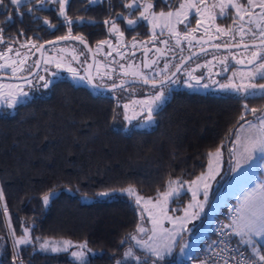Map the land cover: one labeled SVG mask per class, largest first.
Here are the masks:
<instances>
[{"label":"trees","instance_id":"trees-1","mask_svg":"<svg viewBox=\"0 0 264 264\" xmlns=\"http://www.w3.org/2000/svg\"><path fill=\"white\" fill-rule=\"evenodd\" d=\"M127 2L70 0L67 16L82 18L80 25L69 26L53 7L36 12L34 21L47 18L55 25L51 38L74 34L93 47L107 38L105 19L120 12L130 19L138 17L139 9L123 8ZM155 2L156 10L169 8ZM90 20L95 21L93 26L87 23ZM116 22L123 31L147 33L143 23L126 30L122 19ZM127 99L116 92H96L88 85L57 80L48 88H36L12 111L0 107V264H13L11 234H22V222L31 225L30 235L40 237V242L70 240L75 246L87 241L92 251L86 249V264H116L132 245L128 234L147 220L128 195L96 194L132 186L156 197L171 180L191 181L205 169L209 152L217 147L228 150L234 136L230 129L238 127L243 104L257 109V114L264 110V97L245 101L177 88L146 129L132 124L136 118H124L122 102ZM252 117L248 112L245 119ZM49 189L55 194L45 206L42 196ZM72 247L68 252L45 253L38 250L39 244H29L17 251L23 264H77L70 255ZM261 249L264 252V244ZM175 256L176 251L162 262Z\"/></svg>","mask_w":264,"mask_h":264},{"label":"snow or ice","instance_id":"snow-or-ice-1","mask_svg":"<svg viewBox=\"0 0 264 264\" xmlns=\"http://www.w3.org/2000/svg\"><path fill=\"white\" fill-rule=\"evenodd\" d=\"M98 0H88L89 4H96ZM163 3L169 7V11H160L156 13L154 9L155 0H132V3L123 4V8L135 11L137 9H142L139 11L138 17L135 19H130L124 15V13H116L115 16H110L108 19H105L103 23L107 25H111L108 28L110 33H116L118 42L120 38L124 36V31L120 29V26L116 22L118 18L122 19L129 30L133 29L134 26H137L140 23L146 22L147 24L152 26V29L160 28L161 34H163L166 29L171 38L176 40V44L179 45L181 39L186 41H193L196 37L193 35L201 25L205 23V21H215L218 17L212 11V9L218 8L219 18H225L228 16L229 9H234L236 16L233 19V25L229 26L227 29L221 28L219 26L216 27V32L223 36H228L235 31L236 35H239L241 38L240 43H225L224 45L213 44V48H230V47H243L244 49H258L251 51V58L247 60V64L251 65L247 72H241V79H246L247 83H234L233 79L235 77H230L229 82L226 84H218V89L220 91L226 92L237 99L248 100L251 98L264 97V84L257 85L254 81L257 78L264 79V62L257 63V58L259 57L262 61H264V0H260L258 8L259 13H257L251 6L253 5V0H247V6L243 3L238 2V0H219V3L213 4L211 8L207 5L206 0H180L178 7H175L172 10V0H163ZM10 4L13 6V10L16 14L22 17L25 13L20 11V7L27 4L29 7L27 8V14H29L33 20L38 19L35 16V12L37 8H44L47 5H59V10L57 15L59 17H63L66 24L69 26L76 24L80 25L83 23L82 18L77 20H72L67 16L66 9L70 4V0H10ZM4 5V0H0V6ZM193 11L196 13V25L197 28H192L187 31L181 32L178 29V25H183L187 28L190 23V19L192 17ZM11 20L12 17L9 16L7 18ZM43 25L54 28L55 25L51 24L47 18L42 21ZM90 26L95 24V21H87ZM247 25V27H246ZM255 25V28L252 27ZM4 29L0 27V43L4 42L3 33ZM205 33L209 32V28L206 27L204 29ZM258 33V44H247L243 43L244 37L249 36L252 39L257 38ZM19 35H24V30L21 29ZM73 39L79 40L81 43L86 45V41L83 36L72 37ZM210 39L212 37H209ZM31 39V38H29ZM68 36H58L55 41H45L46 44H52L60 40H67ZM153 39H155V32L153 31ZM235 36H233V40ZM199 42V41H197ZM108 43L110 46V41L101 40L98 41V44L103 45ZM160 43L167 45L169 43L168 40H161ZM35 46V45H33ZM136 46V38L133 37V47ZM44 47L43 44L39 45L37 51ZM205 49H201L204 51ZM8 51H12L11 46ZM160 52V49H157ZM110 54V53H109ZM119 54V52H118ZM163 54V53H162ZM0 56H3L0 53ZM75 59V57H73ZM189 59L188 57H183L179 64L175 65V72H172L171 75H165L163 70L157 71L156 76L164 75L163 80H158L155 78L150 79L146 73L141 71H132L131 75L135 78L142 79L144 84H151L153 88L156 87L157 84H160L161 90L156 91L153 95L148 98L140 101H136L135 103L141 106V111H146V115L143 116L140 121L141 124H151L154 120V113H156L157 109L164 103V99L166 97L167 89L165 87V82L168 83H177L178 79H176L177 73L181 70V65L184 63V60ZM232 59L236 61L237 64H244L245 61L242 59H236V56L233 55ZM54 61L51 59H45L44 63L49 64ZM227 57H225L220 63L226 64ZM39 65V61L36 62ZM56 69H60L64 67L61 62H54ZM157 61H152L154 65ZM208 63H211L209 61ZM19 65L21 67H17V61L12 60L11 63L5 62L0 64V70L4 68H10L13 78L23 80V84H10L6 87L9 89L6 93L0 91V100H2L5 105L9 108L14 107L18 104L24 103L25 99L29 96V92L24 90V84L31 85L33 81L28 79L27 77L17 76V73L24 70L23 66L25 65V60H20ZM121 69L125 68V65H120ZM128 67H132L129 65ZM151 65L145 61L143 63L144 69H149ZM197 67H201V65H197ZM164 69H168V64L165 63ZM70 73L73 74V77H78L79 73L76 69L72 67H68L67 69ZM45 72L48 71L47 68L44 69ZM227 71V68H225ZM195 69L187 70V76L189 80L195 81V85H200L203 79L202 76L193 75ZM32 70H28V75L31 76ZM124 75H129L127 71L123 73ZM57 75L56 72L52 73V77L54 78ZM105 75H111L110 72H106ZM81 80H87L89 84H92V77H79ZM39 80L43 81V87L48 88L52 83V78L46 79L45 76H39ZM185 83L189 87H194L195 85L185 81ZM213 83H217L213 80ZM205 88L208 87L207 84L203 85ZM5 85H0V89L4 88ZM99 87V85H96ZM112 88L123 87V83L117 85L113 83L111 85ZM129 107L128 104L124 105V108L127 110ZM251 112L254 120L245 119V116ZM139 113H135L134 116L129 117L125 114L126 120L134 119L135 116H138ZM115 119V116L113 117ZM238 127L230 129V134H235V139L232 140L233 148L230 149V153L232 155V159L235 161L234 165L231 166V171L235 172L240 179L241 183L247 181L249 179L245 178L248 169L251 168L249 161H252L256 154H259V159L264 160V114L257 115V109L251 108L249 109L247 103L242 105V111L240 117H238L237 122ZM223 144V141H221ZM210 157L213 156L212 152L208 154ZM215 158L220 157L221 151L220 148L217 147L215 150ZM213 160L209 161L210 165H213ZM241 165H247L248 169L241 167ZM264 166V165H262ZM219 174V166L218 163L215 164L214 167H210V170L206 174H201L200 177H197L195 180L190 182L191 185L195 186L196 190H193L191 187L189 191H192V202L189 203L188 207L184 210L183 216H168L167 212L164 208L167 205V202L172 200H177L183 195L182 192L183 184L179 183L178 180H171L168 182V190L164 192H158V196L160 199H157L155 207H159L160 211L158 214H153L151 210L145 207V211L148 212L149 221L152 224L151 229H146L142 224H137L135 233L128 234V238L136 242V245L140 248L144 249L147 255L137 256L133 248L130 246L127 248L123 254L124 259L126 260L129 257L134 258L137 261V264H149V260L151 259V264H160L163 261L165 255H170L173 251V248L176 245L180 246V250L182 253L188 256L189 259H197L198 257L192 255V253L187 252L186 250L191 246L188 244L187 240L184 239L183 234L185 232H191L192 228L189 227V222L191 220H197L200 218L201 213L205 211V204L208 203V189L210 188L209 180H215L217 175ZM203 187V200H197V191ZM117 189H111L107 191H101L97 193V196L100 197H111ZM122 194L127 192L129 196H135V202L137 205L141 204L142 197L135 194L132 186H129L127 189L119 190ZM55 194L54 189H49V191L42 196V200L45 206L49 203L51 197ZM3 199V191L0 190V200ZM146 203H151V198ZM189 209H193V211H189ZM5 215H7V208H5ZM172 211H177V209H172ZM231 215H229L228 220L229 223H224L216 228V233L218 236L217 240L211 241V243L207 246L208 251L216 253L219 255L220 253L226 254L223 259V264H231V262H235V264H264V253H262L261 242H264V178H260L258 181L254 182V186L245 187L242 190L241 195L237 199V205L232 206ZM143 218V217H142ZM168 220L172 224V228L168 229L163 226V221ZM31 225L24 226L22 222V234L16 236L15 232H12V255H13V264H23V261L19 258V254L17 249L20 246H26L29 244H39V251L41 252H51V253H60V252H68L70 248L73 246L72 241L63 240L62 242L55 243L49 240L41 241L40 237H32L30 235ZM151 232V235L148 236L147 240H143L138 238V234H147ZM233 237L236 238L235 245L233 244ZM181 239H184V243L180 244ZM125 240H121V244H124ZM243 246H247L250 250L251 255H246L242 250ZM78 250L71 251V256L77 262V264H86V252H91L92 249L87 247V241L76 246ZM219 249L217 253L216 250ZM34 250L35 249L34 247ZM116 264H123V260H117ZM201 264H208V261L201 260Z\"/></svg>","mask_w":264,"mask_h":264},{"label":"flooded vegetation","instance_id":"flooded-vegetation-1","mask_svg":"<svg viewBox=\"0 0 264 264\" xmlns=\"http://www.w3.org/2000/svg\"><path fill=\"white\" fill-rule=\"evenodd\" d=\"M121 1V0H119ZM213 0H206L207 4L210 5ZM219 1V0H218ZM35 0H33V3ZM100 2H111V0H98L97 3ZM161 3H163V0H160ZM180 0H172V10L175 9V7H178ZM238 2L243 3L247 6V0H238ZM260 0H253V5L251 8H253L257 13H259V5ZM127 3H132V0H128ZM156 3V2H155ZM160 3V5H161ZM26 5V6H25ZM20 7V11L24 12L25 14L20 17L16 14V12L13 10V6L10 4V0H4V5L0 6V27L4 29L2 35L4 38V42L0 43V53L3 54V56H0V61L3 62H8L12 57L18 58L17 60V66L19 65V61L21 60L19 58L23 57L25 60V64L28 62L30 64L29 68L27 69V72L24 75H28V70H34L36 67V62L38 61L39 57V51H37V48L39 45L45 43V41H49L52 39H56V37H49L50 36V31L51 28L43 25L42 22L40 23H35V21L32 19V17L27 14V8L29 5L25 4ZM59 6V5H58ZM57 8L59 7L52 6V4L47 5V7L44 8H37L36 12L42 11V12H47L51 8ZM209 8H211L209 6ZM141 9H139L140 11ZM156 13H159L162 10H156L153 9ZM170 9L163 10L165 12L169 11ZM212 11L217 15V19L215 21L209 22L205 21L203 25L199 27V29L193 33V35L196 37L195 40L189 42L186 40L181 39L180 44H176V40L174 38H171L169 33L163 32L161 34V29L155 28L158 31L155 32V39H153V32L151 28H149V25H147L146 22H143L144 25H147V33L146 31L141 30V32L137 30H131L129 31H124V36L120 38L118 44H120V47H118L116 50L117 52H114L112 49L108 50L112 53L111 55V60L113 62H120V61H125L126 58L130 60H136L140 63L142 69L143 68V63L144 61L151 63L152 59L157 56L156 61L154 65H151L149 69H144V73H148L147 75L149 76L150 79L155 78L158 80H163L164 75L156 76L155 73L157 71H162L164 72L165 75H171L172 72H174L175 65L179 64L181 62V59L183 57H189L192 54H195L194 56L190 57L183 65H181V70L177 73L176 79H178L177 83H165V87L167 89V98L170 97V94L173 90L179 88V89H187V87L184 86L185 81H188L189 83L195 85V81L189 80V77L187 76V70L190 69H195V72L193 75L196 76H202L203 79L201 81L200 85H195L193 90H189L191 92H196V93H201V94H206L209 96H232L226 92L223 91H214V89H218V84H224L223 82L226 81L228 75L231 72H234L235 70H241V69H250L252 68L251 65H247V60L251 58V51L253 50H258V49H244V48H238V49H228L224 47L220 48H213V44H220L224 45L225 43L232 44V43H240L241 38L239 35L235 34V31L228 35V36H223L220 35L219 33L216 32V27L219 26L221 28L227 29L229 26L233 25V19L236 16L235 10L234 9H229L228 11V16L225 18H219L218 13L219 9L215 8L212 9ZM35 12V13H36ZM11 16L12 19L8 20L7 18ZM37 17V16H36ZM196 18L197 15L193 11L192 17L190 19V23L188 24L187 28H185L183 25H178V29L183 32L187 31L192 28H197L196 25ZM125 25V23H124ZM106 26V25H105ZM111 25H107V31L106 34L107 38L102 39L105 41H113L115 40V37H113L112 33L108 31V28ZM136 26H134L135 28ZM208 27L209 32L206 34L204 29ZM247 27V25H246ZM253 28H255V25H252ZM126 30H129L127 26H125ZM21 29H27L29 31H24V35L21 36L19 35V32ZM96 29V30H95ZM98 28L93 27L94 31H97ZM121 29V28H120ZM92 30V31H93ZM122 30V29H121ZM123 31V30H122ZM144 32V33H142ZM91 33V32H90ZM93 34V33H92ZM37 35V36H35ZM61 36H78L74 34H65ZM233 36H235V39L233 40ZM58 37V36H57ZM133 37L136 38V46L133 47ZM209 37H212L211 39ZM31 38V39H29ZM161 40H168L169 43L167 45L160 43ZM86 41V40H85ZM199 41V42H197ZM70 42V41H68ZM71 42H76V41H71ZM87 42V41H86ZM62 43V42H61ZM78 43L83 49L86 51V53L89 55L88 51L86 50L85 46L81 44L80 42ZM89 44V42H87ZM98 43V42H97ZM95 43L93 47L90 45L92 50L94 49V46L97 44ZM243 43H259L258 39V33H257V38L252 39L249 36H245ZM58 44V43H55ZM35 45V46H33ZM53 45V44H51ZM11 46L12 51H8L9 47ZM50 45H47L43 47L41 51V63L35 72V74L28 78V79H33L38 75L41 74V69H43V73L45 74V78L49 79L52 78V82L57 81V80H72L71 74L67 69L66 66L63 68H60L59 70L56 69L55 63H49L45 64L44 61L45 59H52L51 56V51L49 49ZM131 46L133 47L132 49ZM99 47V46H98ZM98 47L96 50H98ZM205 49L204 51H201V49ZM157 49H160V52L157 51ZM128 50V57H123V52ZM200 51L199 53L196 54V52ZM119 52V54H118ZM94 56L96 53L94 52ZM163 53V54H162ZM235 55L236 59H242L245 61L244 64H237L234 59H232V56ZM264 55V53H262ZM54 58L56 54H53ZM225 57H227V62L226 64L220 63ZM90 60V56H89ZM89 60H84L82 64L84 77H86V71H87V65L89 64ZM111 60L105 61L106 63H112ZM211 61V63H208ZM259 62H264L262 61L259 57L257 58V63ZM127 63V62H126ZM165 63L168 64V69H164ZM95 64H96V56H95ZM94 64V67H95ZM197 65H201V67H197ZM47 66V67H45ZM52 66V67H51ZM106 67V66H104ZM188 67V68H187ZM47 68L48 71L45 72L44 69ZM225 68H227V71H225ZM105 70V69H104ZM154 72L152 75H149L151 71ZM94 71V68H93ZM56 72L57 75L53 78L52 73ZM69 73V75H68ZM183 73L182 77L180 75ZM0 75H10L7 72H4L3 74ZM21 75V76H24ZM12 76V75H10ZM94 79V77H93ZM128 79V78H126ZM126 79H123L121 81L116 82L115 84H118ZM138 79V78H137ZM0 80H10L6 78H1ZM213 80L216 81L217 83H213ZM10 81H23V80H10ZM76 84H81V85H88L90 86L93 90H95L88 82L87 80L83 82H75ZM95 82V80H94ZM43 81H40L38 79L34 81L35 86H31L28 89L32 92H35V89L38 87H43ZM96 83V82H95ZM256 83L258 84H263L264 79L257 78ZM97 84V83H96ZM113 84V83H112ZM112 84L106 85V86H111ZM207 84L208 87L205 88L203 85ZM98 85V84H97ZM100 86V85H99ZM127 87H132V86H137L138 88L144 89L140 90L138 93L142 92L143 93H148V89H156L157 87H161L160 85H156L155 88L152 87V85H143V84H131V85H126ZM125 87V86H123ZM120 87V88H123ZM119 89V88H118ZM115 90L107 91V92H115ZM96 92H99L95 90ZM156 91V90H155ZM106 93V92H105ZM137 93V94H138ZM124 98H128V95L126 94H121Z\"/></svg>","mask_w":264,"mask_h":264},{"label":"rangeland","instance_id":"rangeland-1","mask_svg":"<svg viewBox=\"0 0 264 264\" xmlns=\"http://www.w3.org/2000/svg\"><path fill=\"white\" fill-rule=\"evenodd\" d=\"M217 3H219L218 0H213L210 5H208V4L207 5L211 7L213 4H217ZM147 25H149V24H147ZM149 28H151L152 32L158 31L157 29L153 30L151 25H149ZM164 32L166 34L168 33V31L166 29L164 30ZM112 35H113V37H115V40H114V42L110 41L111 46L108 43H105L103 45H100L97 43L93 49L94 52L96 53V55H95L96 56V64H95L94 71H93V77H94L95 82L100 86H106V85H109L112 83H116V82L121 81V80L126 79V78H135L131 75L132 71L138 70V71L143 72V70H144V69H142V67H141L140 63L137 61V59L136 60H130V59L126 58L125 61L127 63L124 61L113 62L111 60V55L109 53H112V52H110L108 50L112 49L114 52H117L116 49L118 47H120V44H118L117 34L112 33ZM48 47L51 51V56H52L51 60H53L54 62L58 61V62L63 63L65 68H66V66H70V67L76 69V71L79 73L78 77H73V74H71L73 81H75V82L85 81V80H81L79 78V77H84V73L81 72V71H83V68H82L83 61L89 60V55L86 53V51L83 49V47H81L78 43L71 42V41L53 44V45H50ZM97 47H98V50H96ZM132 48L133 47L131 46L130 49H132ZM54 53L56 54L55 58L53 56ZM122 56L128 57V50L123 52ZM73 57H75V59ZM19 58L21 60H24L23 57L19 56ZM12 60L17 61L18 58L12 57L8 61V63H11ZM109 60H111L112 63H106L105 62V61H109ZM3 63H5V62L0 61V64H3ZM122 64L125 65L124 69H121V67H120V65H122ZM25 65L28 68L30 66V64L28 62ZM25 65L23 66L24 70L17 73V76L24 75L27 72L28 68ZM129 65H131L132 67H128ZM104 66H106V67H104ZM17 67H21V66H17ZM45 67H47V66H45ZM57 70H59V69H57ZM248 70L249 69H241V70H235L234 72H231L228 75L226 81H224L223 83L224 84L228 83L229 78L234 77V74H235V77L233 79L234 83H237V84L242 83V82L247 83L248 81L246 79H241L240 73L241 72H247ZM125 71H127L129 73V75H124L123 73ZM4 72H7L8 74L12 75L10 68H4L3 70H0V74H3ZM106 72L111 73L110 77H109V75H105ZM153 72H154V70L151 71L149 73V75H152ZM42 73H43V69H41V74H38L34 79L38 81L39 76H41V75L45 76V74H42ZM68 75H69V73H68ZM182 75H183V73L180 75V77H182ZM31 80L33 81V83L31 85L24 84V90L29 92V96L26 99H29L34 94V92H32L28 89L31 86H35V84H34L35 80H33V79H31ZM252 82H254L257 85H260V84L256 83V79ZM10 84H23V81L0 80V85H5V87L0 89V91H3L6 93L9 90L6 86L10 85ZM184 86L187 87V89H189V90L194 89V87H189L187 84H184ZM140 90H144V89L138 88L137 86H132V87L125 86L123 88H119V89L115 90V92L117 94L128 95V99L126 101L122 102V106H123L125 114H127L129 117H132V116H134L135 113H139L138 116H135L136 119L134 118L135 120L132 122V124L134 123V125L136 127L147 129V128L151 127L153 122L151 124H141L140 121L142 120L143 116L146 115V111H141V106L135 102L148 98L149 96L153 95L156 91L161 90V87H157L156 89H148L149 90L148 93H143V91L138 93ZM214 91H220V90L214 89ZM166 97H167V92H166ZM166 97H165V99H166ZM165 99H164V101H165ZM125 104L129 105L127 110L124 108ZM0 107H5L7 110L12 111L15 106L9 108L5 105V103L2 100H0ZM261 114H264V110L261 113H258L257 115H261ZM249 120H254V117H252ZM235 138L236 137L234 134L233 140ZM232 148H233L232 142H231L230 147L228 148L227 151L223 148H220L221 155L218 158V160H217V158H215V155H214L215 150H214L212 152L213 156L212 157L208 156V160H207L205 169L202 172H200L198 175H196V177H194L192 179V180H195L197 177H200L202 173L203 174L208 173L210 170V167H214L215 164L218 163L219 174L217 175L215 180H209L208 181V183L210 184V188L208 189L209 200H208V203L205 204V211L203 213H201V216L199 219L191 220L189 222V227L192 228V231L191 232H185L183 234L184 239H186L188 244L191 246L190 248H188L186 250L187 252H190L193 254L197 248L204 246V245H207L209 243L207 236H208L209 232L212 231L213 224L215 221V217H216L217 213L220 211L221 207L225 204V202L232 201L235 205H237V199L241 195L243 188L252 187V186H254V182L258 181L260 178H264V166H262V165H264V162H263V160L258 158L259 154H256V156H254L253 160L249 161V164L251 165L250 169H248L247 165H241V167L248 169L245 178L249 177V179L247 181L241 183L237 174L235 172L231 171L230 165H234V163H235V161L232 159V155L230 153V149H232ZM210 160H213V162H214L213 165L209 164ZM191 181H179V183L183 184L182 192L184 194L178 198V201L170 199L167 202V205L164 206L168 216H174L175 217V216H183L184 215V210L188 207L189 203L192 202V191H189V188L191 187L193 190H196L195 186L190 184ZM218 184H220V187L215 191ZM127 188L128 187H126L124 189H127ZM132 188L134 189L136 195L143 198L140 205L136 204L135 196H129L127 192H124L123 194L128 195L130 198H132L134 203L139 207L143 218H146L147 224L144 223L143 219L140 221L139 224H142L146 229L150 230L152 227V224L149 221L148 212L145 211V207H147L149 210H151L153 214H158L160 209H159V207H155L154 205L156 204L157 199H160V197L159 196H156V197L146 196V195L139 193L135 187H132ZM203 191H204L203 187H201L197 191V197H196L197 200H201V201L203 200V198H204L203 197ZM115 193L122 194L119 190H117ZM149 198H151V203H146L149 200ZM172 209H177V211H172ZM189 211H193V209H189ZM163 226L165 228H168V229L172 228V224L166 219L163 221ZM149 235H151L150 231L146 235L145 234H138V238H141L143 240H147ZM184 239L181 240L180 244L184 243ZM51 242H54V241H51ZM75 246H77V245H75ZM75 246L72 247V248H74L73 251L78 250L77 247H75ZM130 246L133 248V251L137 256H141L142 254L137 253L134 248H136L137 250H140L143 253H146L145 250L140 248L139 246H137L136 242L133 240H132V245H128L126 247V249L129 248ZM175 248H176V246L173 248V251L170 255H165L164 259L170 258L173 255L174 251H176L175 258L172 260L164 261V262L161 261L160 264H197L195 261H189L188 256L181 252L180 247H178L177 250H175ZM125 250H124V252H125ZM85 252H86V249H85ZM86 255H87V253H86ZM71 258H73V257L71 256ZM86 258H87V256H86ZM120 260H123V264H137V261L132 257H129L126 260L124 259V257H122ZM149 264H151V259L149 260Z\"/></svg>","mask_w":264,"mask_h":264},{"label":"built area","instance_id":"built-area-1","mask_svg":"<svg viewBox=\"0 0 264 264\" xmlns=\"http://www.w3.org/2000/svg\"><path fill=\"white\" fill-rule=\"evenodd\" d=\"M232 206H235V204L232 201H227L225 204L221 207L220 211L217 213L215 217V221L213 224V228L211 231V240L207 245L201 246L197 248L192 255L198 257L197 259H189V261H195L197 264H201V260L208 261V264H223V259L226 254L220 253L217 255L216 253L208 251V245L211 243V241L217 240L218 236L216 233L217 226L229 223L228 217L231 215V208ZM236 240L235 237H233V244L235 245ZM242 250L245 252L246 255H249L247 250L242 247ZM216 252H219V249L217 248ZM231 264H235V262H231Z\"/></svg>","mask_w":264,"mask_h":264},{"label":"water","instance_id":"water-1","mask_svg":"<svg viewBox=\"0 0 264 264\" xmlns=\"http://www.w3.org/2000/svg\"><path fill=\"white\" fill-rule=\"evenodd\" d=\"M69 39L67 40H60V41H57L55 43H61V42H68V41H76V42H80L79 40L77 39H73L72 37H75V36H68ZM56 39H52V40H49V41H55ZM55 43H52V44H55ZM81 43V42H80ZM83 44V46H85L86 50L88 51L89 53V56H90V60H89V64L87 65V71H86V76H91L92 77V84H90L95 90L99 91V92H107V91H111V90H114V89H118L120 87H116V88H112L111 86H99V87H96V83L94 82V79H93V68H94V64H95V56H94V53H93V50L92 48L90 47V45L86 42V45L84 43H81ZM247 44H253V43H247ZM44 47L47 46V45H51V44H46V43H43ZM239 48H243V47H239ZM43 49V48H42ZM42 49L39 50V57H38V61L41 63V51ZM228 49H238L236 47H230ZM200 51L196 52L199 53ZM195 54H192L191 56H189L188 58L190 59V57L194 56ZM156 58L157 56H155L152 61H156ZM188 60V59H187ZM187 60H184V63L187 61ZM152 61L150 63V65H153L152 64ZM145 62V61H144ZM39 63V65H40ZM149 63V62H148ZM183 63V64H184ZM182 64V65H183ZM39 65L36 64V67L34 68V70L32 71V75L29 76V75H24L23 77H27V78H30L32 77L35 72L37 71ZM248 65V64H247ZM176 71V70H175ZM174 71V72H175ZM1 78H6V79H10V80H20V79H15L13 78V76H10V75H0V79ZM123 83V86H126V85H131V84H143V85H151V84H144L143 80L142 79H137V78H128L120 83H118L117 85H120ZM166 83V82H165ZM157 85H160V84H157ZM0 208H2L1 206V200H0Z\"/></svg>","mask_w":264,"mask_h":264},{"label":"crops","instance_id":"crops-1","mask_svg":"<svg viewBox=\"0 0 264 264\" xmlns=\"http://www.w3.org/2000/svg\"><path fill=\"white\" fill-rule=\"evenodd\" d=\"M263 162H264V160H263ZM207 238H208V240H209V242H210V240H211V231L209 232ZM235 240H236V238H235ZM263 244H264V242H261V246H262ZM243 248H245V249L247 250L248 254L251 255V252H250V250L247 248V246H243ZM262 253H264V252L262 251Z\"/></svg>","mask_w":264,"mask_h":264}]
</instances>
